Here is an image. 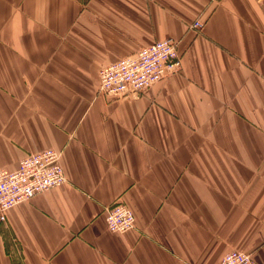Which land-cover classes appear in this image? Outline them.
<instances>
[{
  "label": "crops",
  "instance_id": "crops-1",
  "mask_svg": "<svg viewBox=\"0 0 264 264\" xmlns=\"http://www.w3.org/2000/svg\"><path fill=\"white\" fill-rule=\"evenodd\" d=\"M167 39L180 72L102 94ZM47 149L68 182L6 213L0 264H264V0H0V170Z\"/></svg>",
  "mask_w": 264,
  "mask_h": 264
},
{
  "label": "built area",
  "instance_id": "built-area-1",
  "mask_svg": "<svg viewBox=\"0 0 264 264\" xmlns=\"http://www.w3.org/2000/svg\"><path fill=\"white\" fill-rule=\"evenodd\" d=\"M196 28L200 23L194 25ZM178 44L171 40L155 42L126 58L104 68L100 73V91L106 97L120 98L141 95L168 76L182 70ZM62 152L47 149L34 151L24 158L14 172L0 170V221L6 213L37 195L65 185ZM106 223L113 233L124 234L136 227V215L125 204L107 209ZM220 264H253L249 254L231 251Z\"/></svg>",
  "mask_w": 264,
  "mask_h": 264
}]
</instances>
